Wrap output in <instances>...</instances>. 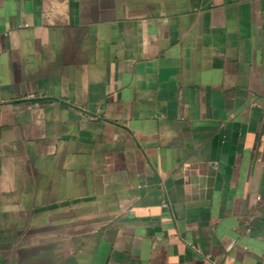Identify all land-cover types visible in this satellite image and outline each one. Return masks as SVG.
<instances>
[{"label":"crops","instance_id":"1","mask_svg":"<svg viewBox=\"0 0 264 264\" xmlns=\"http://www.w3.org/2000/svg\"><path fill=\"white\" fill-rule=\"evenodd\" d=\"M0 264H264V0H0Z\"/></svg>","mask_w":264,"mask_h":264}]
</instances>
